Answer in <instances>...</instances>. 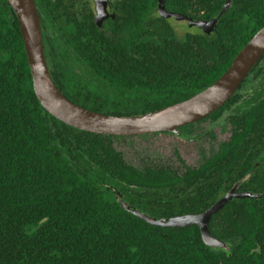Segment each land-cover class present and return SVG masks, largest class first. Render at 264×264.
<instances>
[{
  "label": "trees",
  "instance_id": "16d2710c",
  "mask_svg": "<svg viewBox=\"0 0 264 264\" xmlns=\"http://www.w3.org/2000/svg\"><path fill=\"white\" fill-rule=\"evenodd\" d=\"M226 1L165 5L211 19ZM158 2L115 0V19L99 27L87 3L36 0L58 88L104 113L156 110L215 82L264 25V0H233L215 32L181 39ZM225 118L229 138L202 152L198 165L178 150L177 164L129 163L115 136L73 127L43 107L18 17L0 0V264H264V55L231 98L198 122ZM255 165L239 189L263 197L234 198L210 221L213 235L232 242L231 255L210 249L197 224L152 225L116 197L118 189L156 217L199 213Z\"/></svg>",
  "mask_w": 264,
  "mask_h": 264
},
{
  "label": "water",
  "instance_id": "95a60500",
  "mask_svg": "<svg viewBox=\"0 0 264 264\" xmlns=\"http://www.w3.org/2000/svg\"><path fill=\"white\" fill-rule=\"evenodd\" d=\"M20 24L29 67L33 77L35 93L53 116L61 121L90 132L113 136H132L155 132L181 134V127L198 122L224 105L240 88L250 71L264 55V25L236 54L230 66L212 84L196 94L168 106L133 115H115L89 109L68 98L54 82L45 52L42 21L36 0H8ZM95 21L102 26L108 12L109 0H94ZM233 0H227L220 13L211 19H194L188 14L169 10L165 0H159L157 11L162 18L186 20L189 26H197L205 34L216 31L221 17L229 12ZM257 165V164H256ZM256 165L244 178L220 196L207 209L199 213H184L170 217H156L142 209L131 206L116 189V197L122 206L131 213L143 218L149 224L165 227H185L197 224L204 243L210 249H223L231 255L229 240L216 237L210 231V221L214 214L223 209L234 198H262L263 194L250 190H240V186L255 172ZM261 251L260 249H258ZM222 264V263H221Z\"/></svg>",
  "mask_w": 264,
  "mask_h": 264
},
{
  "label": "rangeland",
  "instance_id": "374dc122",
  "mask_svg": "<svg viewBox=\"0 0 264 264\" xmlns=\"http://www.w3.org/2000/svg\"><path fill=\"white\" fill-rule=\"evenodd\" d=\"M177 36L183 38L188 32H203L197 26H189L186 20L170 18ZM187 137H179L173 133L155 132L132 136H115V146L121 150L126 160L139 167L155 163L177 164L174 151L190 165H197L199 155L217 148L220 141L226 140L231 134V124L227 118L216 123L210 120L198 123L186 131Z\"/></svg>",
  "mask_w": 264,
  "mask_h": 264
},
{
  "label": "flooded vegetation",
  "instance_id": "af4514ba",
  "mask_svg": "<svg viewBox=\"0 0 264 264\" xmlns=\"http://www.w3.org/2000/svg\"><path fill=\"white\" fill-rule=\"evenodd\" d=\"M114 2H115V0H109V2H108V12L111 14V13H113L114 14V16H112V15H109V16H107L106 18H104V20H103V22H102V25L104 24V23H106L107 25L109 24V25H111L112 23H111V19H115V14H116V10L113 8V4H114ZM79 3H82V4H84V3H87L88 4V6H90V7H92V9L94 10V20H95V15H96V10H95V2H94V0H79ZM80 6V5H79ZM96 22V21H95ZM199 122H195V123H192V126L189 128V129H181V134H176V135H178L179 137H187V136H189L187 133H186V131H188V130H190L193 126H196L197 124H198ZM201 123V122H200ZM165 133H171V132H165ZM173 134H175V133H173ZM224 141V140H223ZM222 141H220L219 143H218V145H217V148L219 147V145H220V143H221ZM216 148V149H217ZM211 152L212 151H208L206 154L207 155H210L211 154ZM202 158H203V154L201 153L200 155H199V159L200 160H202ZM201 162V161H200ZM199 162V163H200ZM198 163V164H199ZM197 164V165H198Z\"/></svg>",
  "mask_w": 264,
  "mask_h": 264
}]
</instances>
